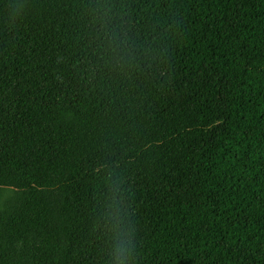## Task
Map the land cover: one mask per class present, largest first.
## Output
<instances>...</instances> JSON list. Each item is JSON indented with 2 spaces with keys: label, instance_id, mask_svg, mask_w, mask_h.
Returning <instances> with one entry per match:
<instances>
[{
  "label": "trees",
  "instance_id": "obj_1",
  "mask_svg": "<svg viewBox=\"0 0 264 264\" xmlns=\"http://www.w3.org/2000/svg\"><path fill=\"white\" fill-rule=\"evenodd\" d=\"M0 264H264V0H0Z\"/></svg>",
  "mask_w": 264,
  "mask_h": 264
}]
</instances>
